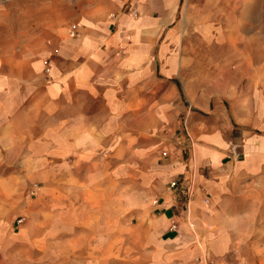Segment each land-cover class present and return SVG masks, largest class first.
<instances>
[{
	"label": "rangeland",
	"instance_id": "rangeland-1",
	"mask_svg": "<svg viewBox=\"0 0 264 264\" xmlns=\"http://www.w3.org/2000/svg\"><path fill=\"white\" fill-rule=\"evenodd\" d=\"M74 1L0 0L1 70H12L19 60L43 62L60 41L58 32L70 24ZM247 2L181 0L177 19L158 40L140 89L134 88L130 119L117 114V122H131L132 165H123L120 139L115 145L117 164L107 170L100 166L98 187L89 182L86 167L76 181L60 180L67 169H61L59 159L48 157L46 163L29 167L31 152L22 149L26 143L17 152L6 147L0 152V264H60L55 255L59 246L52 247L48 256L44 247L34 246L33 239L43 238L31 220L30 208L37 201L36 211L48 206L58 217L61 207H82L90 201L81 199L80 192L156 191L163 185L161 166L175 154L185 161H210L212 172L222 181L214 192L201 190L198 213L188 209L193 192L177 187L181 179L164 184L185 192L182 207L188 248L207 264H264V152L252 153L244 161L235 152L237 145L248 141L255 140V149L264 145V0H251L252 15L246 19L241 13ZM47 64L43 62L46 73ZM189 116L196 118L193 126L188 124ZM249 121L261 129L239 125ZM145 141V154L138 156L135 149ZM204 143L217 149L203 155L199 149ZM104 154L101 151V158ZM218 160L223 170L220 165L215 168ZM141 163L152 176L148 181ZM256 166L257 170H251ZM113 172L115 182L112 175L107 182ZM67 190L79 195L65 198L62 191ZM41 192H47L48 199ZM42 218L37 216V221ZM136 224L133 215L126 224H116L115 264H160L145 250L124 242V225L131 227L133 239L138 235ZM178 243L165 247L164 256L176 250Z\"/></svg>",
	"mask_w": 264,
	"mask_h": 264
},
{
	"label": "crops",
	"instance_id": "crops-1",
	"mask_svg": "<svg viewBox=\"0 0 264 264\" xmlns=\"http://www.w3.org/2000/svg\"><path fill=\"white\" fill-rule=\"evenodd\" d=\"M247 1L241 13L246 19L253 11L251 0ZM74 2L76 10L70 24L58 32L60 41L55 50L44 56L48 73L43 70L42 59L19 60L7 72L0 68V152L5 147L17 152L20 144L26 143L28 146L22 149L31 152L29 167L46 163L48 157L59 159L61 169H67L60 180L76 181L78 172L86 167L89 182L98 187L100 166L107 170L117 164L115 145L120 139L125 154L123 165H132L135 155L131 122H117V114L130 119L134 88L140 89L158 40L177 19L181 0ZM195 120V116H189L188 124L193 126ZM239 125L242 129H261L250 121ZM254 141L236 146L235 152L244 157L243 161L252 153L264 152V145L255 149ZM140 144L135 149L138 156L144 155L146 149V141ZM204 144L199 149L203 155L206 150L217 149ZM101 151L106 152L104 158ZM199 161L172 155L161 166L163 174L159 180L163 185L156 191L80 192L81 199L90 201L82 207H61L58 217L52 215L48 206L36 211L37 201L30 208L31 220L33 229L39 235L42 232L43 238L33 239L34 246L44 247L46 256L52 253V247L59 246L55 255L60 264H115L116 224H126L133 215L138 235L132 239L129 225L122 229L128 247L133 243L160 264H207L188 248L182 207L185 192L172 191L164 185L181 179L177 187H189L193 193L188 209L198 213L203 200L201 190L214 192L218 182H222L212 172L210 161ZM218 161L215 168L220 165L223 170L222 161ZM140 166L148 181L152 176L148 175L147 165ZM251 170H257V166ZM111 175L115 182V172L109 173L107 182H111ZM74 193L78 194L62 191L65 198H74ZM41 194L48 199L47 192ZM41 215L42 220L37 221ZM129 235L131 241L127 239ZM178 242L176 250L164 256V248ZM148 247L152 249L147 250Z\"/></svg>",
	"mask_w": 264,
	"mask_h": 264
},
{
	"label": "bare ground",
	"instance_id": "bare-ground-1",
	"mask_svg": "<svg viewBox=\"0 0 264 264\" xmlns=\"http://www.w3.org/2000/svg\"><path fill=\"white\" fill-rule=\"evenodd\" d=\"M231 34V33H230Z\"/></svg>",
	"mask_w": 264,
	"mask_h": 264
}]
</instances>
